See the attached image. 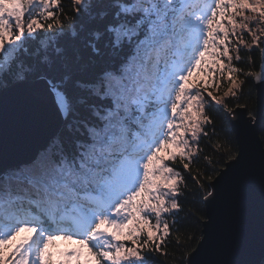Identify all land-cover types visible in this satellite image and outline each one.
Masks as SVG:
<instances>
[{"label":"trees","instance_id":"16d2710c","mask_svg":"<svg viewBox=\"0 0 264 264\" xmlns=\"http://www.w3.org/2000/svg\"><path fill=\"white\" fill-rule=\"evenodd\" d=\"M148 3L86 0L80 5L75 0H56L25 6L18 29L9 32L13 36L21 31L17 51L0 70V91L22 79H45L62 96L66 109L61 130L45 151L33 163L0 177V234L18 226L44 227L48 219L64 226L59 230L65 234L69 225L58 220L62 215L77 217L76 206L86 214H102L99 200L88 202L81 193L108 201L119 180L129 177L125 165L153 155L171 122L165 123L161 111L176 103L181 93L176 85L183 77V85L196 86L203 93V122L192 153L168 162L179 180L170 197L174 207L159 221L154 213H139L144 223L161 225L163 234L152 240L141 234L136 246L138 264H186L202 237L203 200L211 192L210 184L236 156L229 122L233 110L244 108L253 119L256 115L252 76L259 71L261 43L252 44L242 31L234 44L231 37L229 80L221 76L213 85H204L208 77H193L201 69L206 72L208 67H203L212 59L204 58L197 44L187 53V22L205 8L215 14L216 0ZM213 41L207 43L215 49ZM196 62L199 67L194 70ZM158 89L169 91L172 102ZM262 120L258 132L264 148V114ZM86 244L100 264H109L104 256L110 252L102 254L92 239ZM13 261L6 258L0 264Z\"/></svg>","mask_w":264,"mask_h":264},{"label":"rangeland","instance_id":"374dc122","mask_svg":"<svg viewBox=\"0 0 264 264\" xmlns=\"http://www.w3.org/2000/svg\"><path fill=\"white\" fill-rule=\"evenodd\" d=\"M40 1L47 4L56 0H0V70L18 49V37L20 36L18 32L21 31L14 32L13 36H10L9 32L12 29L13 31L18 29L20 18L26 11L25 6ZM75 1L83 5L86 0ZM146 2L148 3V0ZM216 2L217 11L215 14L207 12L205 8V10L198 11L199 13L187 22V26L190 27L187 34L186 46L189 50L187 53H191L197 44L204 50V58L212 59L210 65L203 67L204 69L208 67L206 72L203 73V69H201L197 77H193L202 80L208 77L203 81L204 85L208 86L219 81L221 76L225 79L229 78L231 55L228 53V46L231 44L229 43L231 37L235 39L232 40V44H234L242 31L249 34L248 38L252 44L257 45L263 34L261 25L264 17V0H216ZM155 26V24L152 25V28ZM118 35L129 37L121 31ZM212 39L216 43L215 49L207 43ZM179 53L183 54V51ZM209 60L204 64H207ZM174 65L175 63L171 69ZM132 66L137 67L136 64ZM198 67L196 62L194 70H197ZM182 78L176 85L179 89L176 92L181 90V93L178 94L175 104L170 100L171 93L168 86L163 85V88L165 87L169 91L157 90L162 94V97L170 98L169 100L174 105L171 110H167L165 107L164 111H161L165 123L166 120L171 121L168 124V137L166 136L167 138L165 137L157 143L158 145L156 144L157 150L149 158L145 157L140 162L125 165V168H129V177L119 180L120 186L109 192L108 201L99 200L101 208H103L102 214L99 216L86 215L80 206H76L74 210L77 217L72 218L79 221L83 228L82 233L76 232L77 236H72L73 231L71 230H67L68 232L65 234L53 230L56 223L52 219H48L47 222L54 223V225L45 223L44 227L18 226L14 229L10 228L6 233L0 234V260L6 258L14 260L13 264H100L92 257L88 250L90 247L86 244L92 239L94 246L102 254L110 252L104 256V260H108L109 264L140 263L141 259L137 254L136 246L139 236L144 234L143 236H147L151 240L160 239L163 230L157 223L154 225L144 223L143 216L139 213L142 210L146 213H154L156 221H159L162 218V213L174 207L173 199L170 197H173L175 186L179 180L175 170L168 162L173 163L176 157L186 158L189 153H192L200 125L203 122L202 108L205 104L203 93L196 86H191L188 83L183 85L185 79ZM55 95L58 106L64 114L66 107L63 98L58 93ZM81 195L88 200L91 197L99 199L95 194L81 193ZM74 220L68 221L62 215L58 222H71L67 229L76 230L77 227L75 228L73 224H77V222ZM51 244L54 245L50 249Z\"/></svg>","mask_w":264,"mask_h":264},{"label":"water","instance_id":"95a60500","mask_svg":"<svg viewBox=\"0 0 264 264\" xmlns=\"http://www.w3.org/2000/svg\"><path fill=\"white\" fill-rule=\"evenodd\" d=\"M259 71L253 77L256 115L235 108L230 119L236 156L210 184L203 200L202 237L186 264H261L264 260V148L258 128L264 114V17ZM47 80L14 82L0 91V176L28 165L64 123Z\"/></svg>","mask_w":264,"mask_h":264},{"label":"bare ground","instance_id":"6f19581e","mask_svg":"<svg viewBox=\"0 0 264 264\" xmlns=\"http://www.w3.org/2000/svg\"><path fill=\"white\" fill-rule=\"evenodd\" d=\"M73 226L76 228L77 227V230H75V229H68L69 231L71 230V231H73V233L74 234H76V232L78 231V233H82V227H80L78 224H73ZM64 227V226H63ZM63 227H58V226H54V228H53V230H58L59 231V229H61V228H63ZM70 227V226H69ZM89 227V225L87 226V228ZM81 230V231H80ZM89 230V229H88Z\"/></svg>","mask_w":264,"mask_h":264}]
</instances>
